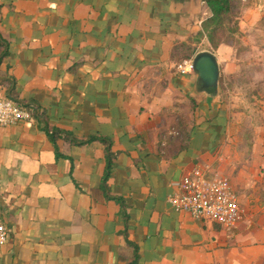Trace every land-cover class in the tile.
<instances>
[{
    "label": "crops",
    "instance_id": "crops-1",
    "mask_svg": "<svg viewBox=\"0 0 264 264\" xmlns=\"http://www.w3.org/2000/svg\"><path fill=\"white\" fill-rule=\"evenodd\" d=\"M249 1L247 36L264 14ZM210 15L204 0H0V98L13 78L33 115L0 125V264H129L128 241L138 264H264V125L239 140L220 88L199 95L196 74L177 70ZM222 51L233 53L219 47V63ZM45 126L111 140L109 193L127 219L101 188L104 145L58 138V156ZM207 165L245 208L232 231L169 203L185 172Z\"/></svg>",
    "mask_w": 264,
    "mask_h": 264
},
{
    "label": "rangeland",
    "instance_id": "rangeland-1",
    "mask_svg": "<svg viewBox=\"0 0 264 264\" xmlns=\"http://www.w3.org/2000/svg\"><path fill=\"white\" fill-rule=\"evenodd\" d=\"M248 5L250 3L245 6ZM246 7L242 9V6H238L231 19L238 21L239 31L230 32L225 28L218 33L216 40L221 42L218 48L222 45H230L233 50L232 55L223 51L219 54L221 56L220 95L230 106L231 112L240 113V117H232L234 119L231 120L232 125L240 126L235 135L239 140L250 142L254 138V133L257 134L258 128L264 125V14L250 29L249 36L244 35L241 18ZM233 21H229L228 24L233 26ZM208 47H211V44L206 38L198 40L194 46L195 49ZM218 48L211 50L216 53ZM227 63L237 65V71L229 73Z\"/></svg>",
    "mask_w": 264,
    "mask_h": 264
},
{
    "label": "built area",
    "instance_id": "built-area-1",
    "mask_svg": "<svg viewBox=\"0 0 264 264\" xmlns=\"http://www.w3.org/2000/svg\"><path fill=\"white\" fill-rule=\"evenodd\" d=\"M177 70L182 75L193 74V58L183 59ZM32 118L28 109L6 97L0 98V125H15ZM169 203L176 211L185 212L196 220L214 222L227 231H232L246 215L230 178L211 172L210 165L186 171L180 180L179 191L169 197ZM9 234L10 229L0 219V248L7 243Z\"/></svg>",
    "mask_w": 264,
    "mask_h": 264
},
{
    "label": "trees",
    "instance_id": "trees-1",
    "mask_svg": "<svg viewBox=\"0 0 264 264\" xmlns=\"http://www.w3.org/2000/svg\"><path fill=\"white\" fill-rule=\"evenodd\" d=\"M207 6L210 9L211 15L203 21L202 23V30L197 33L195 38H192L194 42H198V40H202L203 38H206L209 43L211 44V47H208L206 49L209 50H216L221 42L217 41V35L221 31H223L225 28L230 32H238L239 31V23L237 20H231L234 14V10L238 8V6H242V9L245 8L246 4L249 3V0H204ZM237 17V16H235ZM233 21V26L229 25L228 22ZM228 43V42H226ZM183 49H186V51H183L179 53V59H185V58H191L196 52L199 50L190 49L191 46L189 44H182L181 45ZM8 43L6 40L3 39V37L0 34V64L2 63L3 59L8 56ZM11 79V86L8 87L6 98L11 99L14 103H16L18 106L29 109V105H23L19 99L18 94L15 91L14 86V79ZM219 84L221 85V79L219 80ZM193 107L195 108L196 102L193 100L192 102ZM45 131L49 135L50 140L52 141L53 145L56 146V141L58 138H62L64 140L70 141L73 144H90L94 141L101 142L105 147V171L101 182V188L105 192L106 197L108 199L116 200L121 208H122V214L127 219V214L125 212V203L122 198L111 196L109 193V186H108V180L110 179L112 168L114 165V161L116 158V154L112 151L111 147V140L108 137H104L98 134H94L89 136L85 140H79L77 139L72 132L63 131L60 129H51L48 126H45ZM57 155L60 156L59 151L57 150ZM128 243L134 247V259L129 264H138L139 260V253H138V246L136 244H133L132 242L128 241Z\"/></svg>",
    "mask_w": 264,
    "mask_h": 264
},
{
    "label": "water",
    "instance_id": "water-1",
    "mask_svg": "<svg viewBox=\"0 0 264 264\" xmlns=\"http://www.w3.org/2000/svg\"><path fill=\"white\" fill-rule=\"evenodd\" d=\"M196 74L195 91L208 98H216L219 93L221 67L217 55L212 50H201L193 57Z\"/></svg>",
    "mask_w": 264,
    "mask_h": 264
}]
</instances>
